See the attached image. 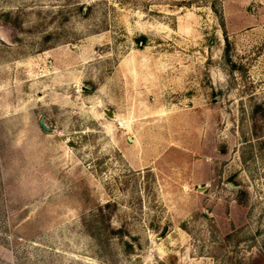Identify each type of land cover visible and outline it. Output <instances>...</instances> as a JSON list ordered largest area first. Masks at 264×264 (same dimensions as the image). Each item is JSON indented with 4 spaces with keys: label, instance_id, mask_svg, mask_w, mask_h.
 I'll return each instance as SVG.
<instances>
[{
    "label": "rangeland",
    "instance_id": "374dc122",
    "mask_svg": "<svg viewBox=\"0 0 264 264\" xmlns=\"http://www.w3.org/2000/svg\"><path fill=\"white\" fill-rule=\"evenodd\" d=\"M0 264H264V0H0Z\"/></svg>",
    "mask_w": 264,
    "mask_h": 264
},
{
    "label": "water",
    "instance_id": "95a60500",
    "mask_svg": "<svg viewBox=\"0 0 264 264\" xmlns=\"http://www.w3.org/2000/svg\"><path fill=\"white\" fill-rule=\"evenodd\" d=\"M81 87L86 88L84 85H82ZM103 111L105 112V114H106L107 116H110V117L113 116V113H112V111H111L110 109H108V108H103ZM38 124H39L40 127L43 128L44 130H50V129H51V128H49V127L45 124V122L43 121L42 116L39 117V119H38ZM228 184H229V183H228ZM163 230H164V225L161 227L159 233L163 232Z\"/></svg>",
    "mask_w": 264,
    "mask_h": 264
},
{
    "label": "trees",
    "instance_id": "16d2710c",
    "mask_svg": "<svg viewBox=\"0 0 264 264\" xmlns=\"http://www.w3.org/2000/svg\"><path fill=\"white\" fill-rule=\"evenodd\" d=\"M140 39H143V36H140Z\"/></svg>",
    "mask_w": 264,
    "mask_h": 264
}]
</instances>
